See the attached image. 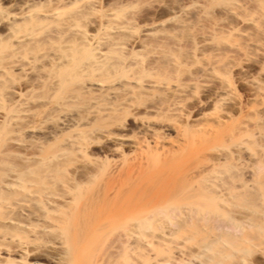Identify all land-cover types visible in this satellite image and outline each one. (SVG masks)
I'll return each mask as SVG.
<instances>
[{"label": "rangeland", "instance_id": "rangeland-1", "mask_svg": "<svg viewBox=\"0 0 264 264\" xmlns=\"http://www.w3.org/2000/svg\"><path fill=\"white\" fill-rule=\"evenodd\" d=\"M43 1L0 0V9L18 13ZM96 4L128 8L124 20L134 28L117 55L134 60L139 83L59 86L52 53L71 35L52 26L39 37L38 62L2 85L0 110L16 116L0 111V179L15 171L44 178L52 192L36 208L44 202L68 223L54 249L52 232L22 229L0 213V234L33 239L25 259L0 239V264L48 262L52 251L70 264L75 243L80 264H264V0ZM91 15L88 32L99 23ZM72 136L79 149L66 144Z\"/></svg>", "mask_w": 264, "mask_h": 264}, {"label": "bare ground", "instance_id": "bare-ground-1", "mask_svg": "<svg viewBox=\"0 0 264 264\" xmlns=\"http://www.w3.org/2000/svg\"><path fill=\"white\" fill-rule=\"evenodd\" d=\"M99 1L100 0H44L43 3H39V2L37 3L36 2L34 4H27L24 7V9H22L18 13H15V12L10 13V12H6V11H2L0 9V18H2L1 20L5 19V21H6L5 23L7 26V28H6L7 31H5L6 34H4L5 36L0 35V104H2L3 100H4L3 99V91L5 89L2 85L6 84L8 82H9L8 84L11 85V82L16 79L17 74L14 72L15 69L16 70L18 69L19 71L24 72V71L33 67L32 63L35 62V60L38 57H41L44 54V51H40L42 49L39 48L40 47L39 43H38L39 37L41 35L43 36L44 31H46L47 28L52 27V26H54L55 28H58L59 31L69 32L71 35V38L69 37V39L67 41H64L63 43L58 42L55 45V49H54L55 53H52L53 57L51 56L52 57V59H51L52 65L51 66H53L54 68L57 69L55 72H53L55 79H56L53 81L54 82L57 81L56 84H58L59 86L62 85V83H64V82L65 83H71L75 79H86V80L89 79V81H90V79L92 81L95 80V82L98 83V85H100L101 87L103 85H105L107 89L111 88L114 85V82L116 79H120V81H123L124 84H125V81H127L129 83L131 82L133 84L139 83V77L133 72V69H132V65L134 63V60L131 59V61L127 62L125 58L117 55L118 51L123 47L124 35H130L133 31V28H134L133 26L129 25L127 21L124 20V16H126L127 15L126 13H128V8L124 7V6H122V7L119 6L118 8H115V9H108V10L106 9V11H104V10L102 11L101 9L96 8V5H97L96 3H99ZM120 5H122V4H120ZM111 6H113V5H111ZM129 11H131V10H129ZM91 14H94V15L96 14L95 16L97 18H95V17H93V18L98 19L99 23L97 25L98 26L97 29H95L94 31L92 30L93 32L92 31L88 32L84 26H85L86 21H88V17ZM95 28H96V26H95ZM103 41H107V45H108L105 50H103L101 48V44ZM54 42L55 41H53V44H54ZM127 59H129V58H127ZM44 60H45V58H44ZM221 66H223V65H221ZM53 67L51 69H53ZM36 73H38V72H36ZM118 74H120V75L122 74V78H121V76L118 77L117 76ZM21 81L22 80H20V82ZM106 83H107V85H106ZM127 88H129V87H127ZM19 101H21V100L19 99ZM1 109L3 112L1 110L0 111L5 116H7L9 118V120L13 119V117L16 116V114H14L11 109H8L6 107H1ZM8 128H9V126H8ZM8 136H9V134H8ZM80 136H72L67 140L65 139L67 142L66 144L71 145V146L75 147L76 149H79L80 148ZM6 138H8V137H6ZM13 148H15V147H13ZM59 154H61V153H59ZM30 163H31V161H30ZM45 164H47V163H45ZM51 165H53V163ZM89 166H90V164H89ZM51 167H53V166H51ZM44 173L47 174L48 176L50 174V172L49 171L47 172V170ZM7 175H9V177H7V179H0V213H3V217L8 218V222L14 223L18 227H21L22 229L25 228V230L28 229L29 227H31L30 230H32V229L35 230L34 227L40 226V230H43L45 232H48V231L52 232L54 234L55 239L51 238L50 240H48V242H50V244H47V245L53 247L54 249L62 247L63 240L56 233L63 230L64 229L63 227H65L66 224L68 223L66 221V218H64V215H62L63 213L60 215L54 214L50 208L44 209L42 207L44 202L42 203L41 208H39V209L36 208V206H38L37 204L40 203V201H39L40 197L42 200H43V198L44 199L50 198V192H52V189L48 190L46 185L42 182V180L44 178L42 179V177H39V176H32V177L30 176L28 178H24L25 176L21 175L17 171L7 173ZM41 176H44V175H41ZM55 176H57V175H55ZM51 180H52V178H51ZM56 194L59 195L60 198L66 197L64 195L65 193H63V192L62 193H56ZM56 199H58V198H56ZM44 201H48V200H44ZM64 203L68 204L69 202L65 201ZM50 204H53V203H50ZM12 213H16V215L21 216L23 219H20L19 221L12 220L13 218H11L9 216ZM21 222L23 224H20ZM136 222H137V220H134V223H136ZM5 223H7V222H5ZM8 224H10V223H8ZM229 229H230V226H229ZM29 234H30V232H29ZM44 234H46V233H44ZM56 235L59 238L56 239ZM27 236L24 235V233L22 231H18V233L0 234V239L3 240L4 243L10 242V241L14 242L13 244H15L16 249L19 252H21V254H22L18 258L25 259V256L28 254V251H29L27 242L33 241L32 238L31 239L27 238ZM23 237H25L26 240H24ZM28 237H31V236L29 235ZM33 237H34V239L36 238L35 236H33ZM11 242H10V244H11ZM74 245L75 246L77 245V248L73 247L75 250H74V252H72V254L69 258V262H70V264H80L79 259L83 253V247H81L80 244H77V243L73 244V246ZM36 247H38V245L34 246V248H36ZM34 248H32V249H34ZM69 255H70V253H69ZM95 257H97V256H95ZM62 258L63 257L60 256L58 254V252L52 251V253L49 255L48 262H41L39 260H34L31 262V264H60V262L62 261Z\"/></svg>", "mask_w": 264, "mask_h": 264}]
</instances>
